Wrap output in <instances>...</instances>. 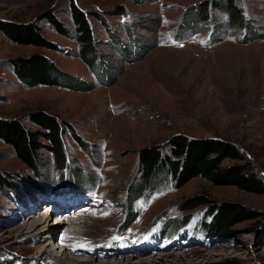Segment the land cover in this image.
Returning a JSON list of instances; mask_svg holds the SVG:
<instances>
[{"label": "rangeland", "instance_id": "obj_1", "mask_svg": "<svg viewBox=\"0 0 264 264\" xmlns=\"http://www.w3.org/2000/svg\"><path fill=\"white\" fill-rule=\"evenodd\" d=\"M71 1L0 0V22L33 23L54 47L16 41L0 24V118L35 130L40 126L30 119L32 111L54 115L69 160L57 171L48 142L40 138L34 170L0 138V180L10 183L0 182V264H70L68 258L77 264H264V216L233 222L215 235L202 227L212 219L204 216V205H179L205 193L264 211V193L202 176L177 187L167 175L147 186L139 157L141 148L155 144L170 153L168 142L178 133L219 136L235 142L264 177V37L240 42L264 33V0H235L250 29L228 27L226 10L212 5L208 20L196 19L193 7L215 0H73L90 14L100 40L94 66L79 56L73 37L40 17L51 9L74 33ZM37 53L56 67L59 84H31L20 76L12 60ZM78 180L85 192L63 195L78 190ZM54 199L92 204L64 229L85 234H73L78 243L67 241L63 255L61 247L42 253V237L20 227L32 207L44 210ZM186 214L187 224L162 235L166 221L182 222ZM60 231L54 230L50 248L60 245Z\"/></svg>", "mask_w": 264, "mask_h": 264}, {"label": "trees", "instance_id": "obj_2", "mask_svg": "<svg viewBox=\"0 0 264 264\" xmlns=\"http://www.w3.org/2000/svg\"><path fill=\"white\" fill-rule=\"evenodd\" d=\"M210 6L226 10L228 13V27L250 29V19L245 15L244 10L235 4V0H226L225 2L224 0H215L211 1L207 6H204V4L196 5L193 7L196 19L208 20ZM70 9L74 33H71L69 28L60 24L51 9L40 17L50 21L59 33L73 37L79 44V56L89 65L94 66L98 61L100 40L96 35L90 14L81 9L73 0L70 3ZM93 14L101 18L100 15ZM0 24L2 30L16 41L21 43L28 41L33 44L51 47V44L41 37L39 29L33 23L17 25L11 22H0ZM260 37H264V33L255 34V36L253 34L250 38L245 37L240 42L248 43ZM12 61L16 64L20 76L31 84L42 83L49 85L60 83V78L56 77L60 75L57 74L56 67L43 54L37 53L29 57H18ZM30 119L40 126L39 129L31 130L26 128L17 119L0 118V138L12 143L18 154L34 170H37L39 157L37 153L42 146L39 139L43 138V140L48 142L44 145L53 153L55 168L57 171L62 170L60 165L65 162L66 152L62 146L63 127L60 125L59 120L54 115L41 109L32 111ZM168 145L170 153H165L160 144L145 146L140 149L139 157L144 185H153L160 178L171 175L175 185L180 187L194 176H202L215 184H234L244 190L264 193V177L258 174L253 162L232 140L219 136L194 137L186 133H178L170 138ZM228 158L234 161L225 163L224 161ZM67 162L69 160H66L64 166L67 165ZM57 178L58 183L63 185L61 180H64V176L59 174ZM8 179L6 177L1 178L0 182L3 186L10 184ZM79 181L75 183V186L73 185L79 188L75 192H85V182L83 183L84 185H80ZM87 182L89 181L86 180V184ZM12 183L11 185H13ZM55 192L59 193L58 191ZM179 205L184 210L204 205L207 208L204 216H212V219L203 221L202 227L206 233L211 232L215 233V235H218L219 229L221 231L230 230V225L233 222L247 218L260 220L264 216V211L250 207L242 202L219 201L205 193H196L183 198ZM178 219L170 218V220L166 221L161 228L162 235H172L179 230L182 223L185 225L191 220L189 214H186L182 222ZM170 221H178V223L172 224ZM167 227L169 228L167 229ZM206 264L235 263L222 261Z\"/></svg>", "mask_w": 264, "mask_h": 264}, {"label": "bare ground", "instance_id": "obj_3", "mask_svg": "<svg viewBox=\"0 0 264 264\" xmlns=\"http://www.w3.org/2000/svg\"><path fill=\"white\" fill-rule=\"evenodd\" d=\"M75 194H80V193L78 192V193H75ZM57 203H61V202L59 200L53 201L52 202V204H54L53 206H52V204H49V205H47V207L44 210L42 208V210L40 209L39 211L37 210L36 206L32 207L30 211H33V212L31 214H29L28 217L25 216L26 218L22 222L20 227L21 228L27 227V229H28L27 231L30 232V235L36 236V238L42 237V241L46 242L45 244H42L40 246V251L42 253L46 252L47 250L53 251L54 249H57V248L61 247L62 249H64L63 252H62V255H63L65 253V248L64 247H65L66 243H69L67 241L72 240L71 243L73 245H76L78 243V242L75 243V241H73V238H71V236L73 234H77V236L76 235L72 236L74 238H77V237L82 238L81 236H83L85 234V233L83 234L81 232L83 230L80 229V231H72V234L70 235V232L66 231L64 229L66 228L67 225H70L72 223L71 219H73L72 217L74 216V214L77 211H79L80 208L85 207L87 204H85L83 202L82 203L70 202V204L72 206H70V205L68 206V203L66 205H62L61 204L60 206H58ZM41 206H44V205H41ZM49 206L52 208V210H50ZM88 211H89V209H87L85 207V209L81 210L80 214L86 213ZM25 213H27V212H25ZM53 214H56V220L53 221V222H55V224H52L50 222V216L53 215ZM58 214H60V215H58ZM21 215H22V218H20V219H23L24 215H23L22 212H21ZM77 216H79V215H77ZM55 229H60L61 230L60 233L62 232L61 233L62 240H61L60 245H55V246H53V248L52 247L50 248V243H52L51 239L56 234L54 232ZM81 233H82V235H80ZM78 241H80V240H78ZM147 247L150 248L149 245H147ZM80 260L81 259H79V261ZM82 260H87V259H82ZM68 261H69L70 264H77L78 263L76 258L75 259L68 258Z\"/></svg>", "mask_w": 264, "mask_h": 264}]
</instances>
